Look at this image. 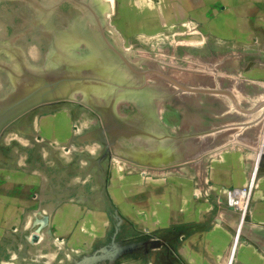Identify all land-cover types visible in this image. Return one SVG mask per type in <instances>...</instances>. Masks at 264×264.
Wrapping results in <instances>:
<instances>
[{"label":"rangeland","instance_id":"obj_1","mask_svg":"<svg viewBox=\"0 0 264 264\" xmlns=\"http://www.w3.org/2000/svg\"><path fill=\"white\" fill-rule=\"evenodd\" d=\"M152 3L0 0V182L33 196L0 264H232L258 234L264 49Z\"/></svg>","mask_w":264,"mask_h":264},{"label":"crops","instance_id":"obj_2","mask_svg":"<svg viewBox=\"0 0 264 264\" xmlns=\"http://www.w3.org/2000/svg\"><path fill=\"white\" fill-rule=\"evenodd\" d=\"M152 4L156 5L154 10L164 23H199L204 33L201 39L204 40L205 36L208 40L215 37L219 49H238L237 47L245 46L249 49H264V0H153ZM161 8L165 18L160 16ZM26 178L27 176L25 182L11 178L0 182V205L6 206L5 200L8 198V204H13L14 208V212L10 210L9 213H14L15 216L9 222L1 218L0 220L8 224L0 226V229L27 231L32 227L33 196L28 195L31 187L27 185ZM7 191L9 197L6 196ZM40 202L39 200L36 203ZM219 206L220 210L233 209L231 204L226 207ZM41 207L39 205L37 210H41ZM4 213L2 211L0 214ZM39 214L40 222H43L45 217L42 213ZM249 216L257 222L259 232L242 240L238 235L232 264H264V185L250 205Z\"/></svg>","mask_w":264,"mask_h":264},{"label":"bare ground","instance_id":"obj_3","mask_svg":"<svg viewBox=\"0 0 264 264\" xmlns=\"http://www.w3.org/2000/svg\"><path fill=\"white\" fill-rule=\"evenodd\" d=\"M200 89V88H199ZM216 89V88H215ZM188 90V89H187ZM214 91V90H213ZM216 94V93H215ZM236 101V100H235ZM264 102V101H263ZM228 103V102H227ZM237 110V109H236ZM259 110V109H258ZM253 116V115H252ZM252 116H250V117H252ZM262 120V119H261ZM264 125V124H263ZM261 126H262V124H261ZM260 127V126H259ZM239 128V127H238ZM247 129V128H246ZM243 131V130H242Z\"/></svg>","mask_w":264,"mask_h":264}]
</instances>
